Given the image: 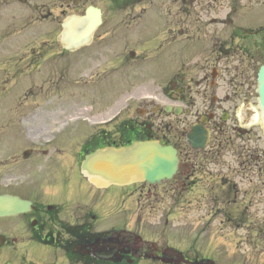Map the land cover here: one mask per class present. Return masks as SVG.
<instances>
[{
  "label": "rangeland",
  "instance_id": "rangeland-1",
  "mask_svg": "<svg viewBox=\"0 0 264 264\" xmlns=\"http://www.w3.org/2000/svg\"><path fill=\"white\" fill-rule=\"evenodd\" d=\"M70 1V5H67L66 0H0V95L2 93L3 96L2 103H0L1 176L8 173L9 158L16 146H23L27 143L25 137L27 133L23 131L25 129L23 128L24 118L29 119L30 122L28 125L25 124V127L28 126L34 134L45 131L39 125L44 116L55 115L59 110H64L71 116L78 113L85 117H93L88 119V124L82 125L83 129H85L84 126L90 128L96 121H102L111 115L118 114L121 103H115L116 98L123 89L124 92L132 89L131 86H121L114 80H122L120 76L114 78L112 75L107 76V80L108 78L111 80H109L110 83L103 81L97 84L107 73L98 66L92 64L89 66L86 63H83V68L79 70L74 61L76 54L67 57L68 63L64 68L53 65L48 71V76L44 69L45 76L43 74V77L39 78L41 80L47 76L46 87L39 96H46L44 99H47L48 96L55 95L57 99L54 98L55 100L52 101H57L56 104L42 102L39 96H29V87H23V85L28 79L24 77L32 69L30 65L26 67L25 64L30 62L28 58L32 56L39 57L41 54L45 55V52L57 53L56 39L61 32L60 24L68 16L83 13L89 5H96L103 9L104 13L119 14L121 17H114L113 21L123 20V26L126 29H129L128 25L131 23L127 15L150 17V21H146L143 25L144 34L137 30L134 34L123 32L118 35L119 41L124 45L131 44L135 47L137 56V54H142V51L138 49H141L143 43L149 41L156 33L164 41L168 42L167 38L173 42L177 40L178 42H175L177 47L182 49L181 53H185L177 63L175 73H178L179 78L185 77L184 83L187 81V84L192 76L200 73L196 65H205L206 59L211 55L209 49L213 42H210L209 37L217 34L213 27L205 23L202 26L197 22L196 16L186 17L184 14L189 10L184 8L180 11L183 15H175L180 13L179 8L181 7L176 3L172 4L171 0H141V2L131 0V3L138 2V5L132 4L128 7L124 4L123 9L120 10L114 9L116 5H112L111 0H80V4L77 5L73 4L74 0ZM263 1L241 0L233 17H249L251 27H258L264 23ZM221 5L222 8L218 6L216 10L226 16L233 6V0H223ZM160 13L165 15L157 28L155 15L159 17ZM106 19L109 23L99 30L94 44L87 48L91 50L82 52L80 58L102 45L104 39H101L100 34L110 31L109 26L112 22L111 17H106ZM197 31L202 33L201 38L188 39L189 35L199 36L200 34H196ZM172 33L179 35L178 39H173ZM230 37V29L226 26L223 38L225 60L222 66L221 85L224 88V97L229 94L230 102L225 104L223 112L219 113L217 120L219 124L216 125L220 128L214 132L210 146L204 152H194L181 143L182 159L186 161L187 169L184 168L175 180L157 187L160 194L159 203L156 205L158 210L149 209L146 203L142 204L143 201L138 194L132 195V188L127 189L122 198L125 204L118 198L123 191L120 193L114 191L112 207L104 205V202L100 201L101 198L96 197L97 207L102 206L100 223L103 224L104 218L108 217L109 207L112 208L110 214H113L111 223L114 226H123L128 223V229L134 227V219L140 214L144 220L141 229L149 231L151 235L156 230L154 225H158L161 231L165 227L164 221L167 215H163L162 210L165 209L163 212H167V209L172 208L173 215L169 219L173 226L170 231L166 232V237L171 241L174 238V244L179 249H187L188 243L196 241L198 248L213 253L218 259V264H264V254L261 251L264 250V133L258 121L255 92L257 71L261 62L256 60V55H253L254 52L256 53L254 40H230ZM185 39L189 40L188 48L184 47ZM151 41L154 43L155 37ZM115 42V38H110L108 46ZM166 47L168 45L163 48ZM154 48L155 46L145 51L154 53ZM156 49L158 50V47ZM213 53L215 54V51ZM214 57L215 55H212L209 60L212 61ZM144 58L140 62L152 63L139 66L144 68L142 69L143 75L131 90L135 91L136 96L157 91L156 85L153 84L154 69L151 67L154 65V55H145ZM41 62L45 64L44 59ZM61 70L65 71L63 82L65 84L68 82L65 88L59 82ZM78 70L79 72L86 71L89 76L83 77L84 73H80L82 76L78 77ZM163 71L165 70L162 67L159 73ZM137 75L136 68L128 69V80ZM20 76L24 77L20 79L15 88L11 82L19 79ZM32 80L35 79L32 78ZM89 83L95 86L85 88L90 85ZM198 91L199 89L193 83L189 86L188 95H198ZM129 92L125 94H130ZM32 94L35 95L37 92L33 90ZM13 97L19 98L16 99L17 104L11 103ZM27 97H29V102L40 100L39 103H33V107H38L40 113L26 117L30 114L25 102ZM196 100L200 102L199 99ZM130 105L136 107L135 102H130ZM223 113L229 114L227 121H222ZM61 118L64 120L63 116ZM69 129L65 128L66 131ZM36 137L40 139L42 136ZM247 149L251 154L260 155V158L255 160L256 162L250 159L247 156ZM223 182L227 186L223 185ZM229 185L239 189L238 195L225 193ZM105 207H107L106 212ZM123 208H126L125 212L121 216L116 215L121 213ZM141 209H144V213L140 212ZM230 213H234L232 221H228L225 215ZM250 229L259 230L254 234V241H259L258 243L249 242L252 234ZM258 245L260 249L253 248Z\"/></svg>",
  "mask_w": 264,
  "mask_h": 264
},
{
  "label": "flooded vegetation",
  "instance_id": "flooded-vegetation-1",
  "mask_svg": "<svg viewBox=\"0 0 264 264\" xmlns=\"http://www.w3.org/2000/svg\"><path fill=\"white\" fill-rule=\"evenodd\" d=\"M223 0H174L175 3H183L186 6L188 13L186 17L196 16L197 22L210 23L216 25H223L228 21V15L225 17L217 11V7L222 8ZM240 0H233L232 13H236ZM180 15V14H179ZM212 39H219V37H212ZM220 54L218 53V56ZM223 60L217 58L216 65L218 66ZM179 83L183 84V79H179ZM196 86L200 95L203 91V97H207L209 89V77L205 74H199L195 80ZM216 86V92L219 91ZM222 90L219 91L221 93ZM163 97L171 98V102L175 103L186 98L184 90L177 89V92L169 93L164 90ZM196 104V103H193ZM196 105L192 106L195 109ZM222 105H218L216 111H221ZM208 112L206 109L205 113ZM187 119L192 118L191 110L186 112ZM198 110L196 115H198ZM136 117L129 118L117 126L119 133V140H113V129L97 131L91 136L93 141L86 143L87 147L84 148L85 152L91 151L98 146L106 144H122L123 142H132L136 140L158 139L164 142H173V136L170 133L165 134V131L172 129L174 123H166L164 119L158 121L161 116L158 112L152 113L137 112ZM172 113H165V117H169ZM164 125L163 131L154 132L153 126ZM126 129H129L127 132ZM85 144V145H86ZM84 145V146H85ZM77 164L72 163L68 165L56 166L52 171V179H0V190L5 187L8 188L9 193H20L21 197L29 199L33 202L32 212L24 217V236L31 241H36L38 245H49L50 247H58L64 253L60 257L64 261L73 262V257H77V264H99V262L91 256V248L105 249L108 253L112 254L113 250L115 255L120 257L118 264H132L142 257V251L138 246L137 238L129 234L127 231H113L108 225H98L102 221L99 216L97 207V194H91L94 190L90 189L87 185L82 183L81 179H76L75 170ZM83 186V187H82ZM149 189V194L151 193ZM88 192L84 195L83 192ZM144 194V189L141 190ZM146 193V197L150 195ZM104 205L107 204V199L103 197ZM87 201L83 205V202ZM13 227L9 229H1L0 234H5L8 238L15 237V230ZM5 236V237H6ZM4 240V245H7L9 250L14 253L16 249V242H11L7 239ZM40 243V244H39ZM121 250V251H120ZM165 248L158 250L161 257L167 260L168 256ZM68 254V257L65 255ZM148 257L152 255L146 254ZM14 257V256H13ZM155 257V256H154ZM154 259H158V258ZM58 256L56 260H58ZM160 258V259H161ZM12 259L8 260L11 264ZM106 264H113L112 261Z\"/></svg>",
  "mask_w": 264,
  "mask_h": 264
},
{
  "label": "water",
  "instance_id": "water-1",
  "mask_svg": "<svg viewBox=\"0 0 264 264\" xmlns=\"http://www.w3.org/2000/svg\"><path fill=\"white\" fill-rule=\"evenodd\" d=\"M90 13L99 14L96 10H91ZM99 24L100 17H87L78 24L73 21L66 26L68 28L66 39L71 46L80 44L86 41ZM257 92L264 129V67L259 74ZM187 141L194 149H202L208 142V135L197 126L192 129ZM89 160L83 168V173L97 188L111 185L127 186L144 181L151 184L161 183L171 179L178 166L175 150L154 143L139 144L130 149H110L97 153ZM15 203H18V207L14 208ZM21 206V202L4 197L0 199V216H6Z\"/></svg>",
  "mask_w": 264,
  "mask_h": 264
}]
</instances>
